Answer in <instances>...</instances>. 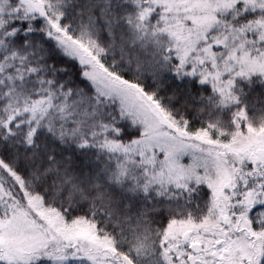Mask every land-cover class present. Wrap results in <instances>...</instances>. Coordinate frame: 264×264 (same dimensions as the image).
Returning <instances> with one entry per match:
<instances>
[{
	"label": "snow or ice",
	"instance_id": "6c2138e0",
	"mask_svg": "<svg viewBox=\"0 0 264 264\" xmlns=\"http://www.w3.org/2000/svg\"><path fill=\"white\" fill-rule=\"evenodd\" d=\"M0 264H264V0H0Z\"/></svg>",
	"mask_w": 264,
	"mask_h": 264
}]
</instances>
